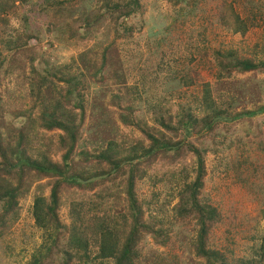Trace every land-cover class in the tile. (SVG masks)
Here are the masks:
<instances>
[{
	"label": "rangeland",
	"instance_id": "374dc122",
	"mask_svg": "<svg viewBox=\"0 0 264 264\" xmlns=\"http://www.w3.org/2000/svg\"><path fill=\"white\" fill-rule=\"evenodd\" d=\"M47 1L32 0L26 5L14 3L15 7L7 17V26L0 23V58L4 57V62L0 63L2 108L17 112L32 105L26 83L21 85L14 79L22 69L13 68L6 72L11 57L3 47L11 33L24 38L28 32L39 37V42L32 40L29 44H34L37 50L43 48L39 54L44 53L52 72L59 70L76 75L78 79L85 76L90 84L89 76L99 74L95 65L103 55L108 69L109 64L113 67L119 65V74L126 79L127 87H137L141 99L146 100L149 106L142 102L143 107L139 108L132 104L130 97L117 98L112 93L117 88L105 87L101 80L93 86L85 82L81 93L85 125L77 142L78 149L89 150L105 137L101 134L102 128L97 126L99 123L95 119L98 118L103 121L111 118L121 131L125 126L123 121L138 122L141 116L145 119L142 123L153 126L151 106L158 102L160 107L167 103L172 106L165 119L173 117L174 112L181 109L202 117L205 87L209 88L210 98L215 104L232 115L264 105V100H260L264 75L260 71L234 75L231 79L218 78L219 68L214 63L218 51L224 54L228 49L241 58L264 59V0H184L179 4H173L172 0H139L141 13L128 24L131 26L128 33L131 34L115 37L113 30L105 24L95 26L97 28L88 33L85 27L76 26L79 35L87 34L83 38L69 36L63 23L60 24L61 30L56 28L55 21L60 18H55ZM67 2H72L77 11H81L83 5L95 7V0ZM0 3L11 4L9 0H0ZM223 4L247 23L245 34L233 33L231 28L220 23L218 15ZM24 17L29 20L28 24ZM20 59L24 63V73L29 74V60ZM106 75H109L107 69ZM53 88L47 86L42 91L46 97L56 96L58 90ZM6 119L11 121L12 116ZM38 131L35 139L45 135L56 141L59 134L57 130L46 133L39 128ZM122 132L126 134L123 141L126 144L133 142L132 137L141 135L132 125ZM167 137L198 147L203 152L206 172L200 195L220 213V221L208 233L210 247L222 251L230 261L250 257L251 245L264 235V112L252 117L244 115L229 124L219 121L208 133L194 132L185 136L182 130H178L167 133ZM165 163L168 168L174 164L177 169L183 164L188 172L192 154L182 149L175 159L166 157ZM158 179L147 173L136 182L135 192L140 203L151 199L150 210L144 219L150 215L160 221V226L168 229L169 239L165 244L154 243L153 236L146 235L141 262L137 264H197L189 251V240L195 235V220L191 216L177 218L174 212L183 181L179 174L173 177L172 182H157ZM45 182L42 180L40 185L45 186ZM35 187L36 184L27 197L20 200L18 220L12 224L7 222L11 225L0 236V264H25L41 245L50 244L45 232L38 229L33 221ZM43 195H49L48 187H43ZM65 196L63 193L60 198L58 214L60 222L68 225ZM63 243L64 238L60 236L55 249L60 251ZM55 253L56 250L51 251V254ZM94 264L100 263L96 261Z\"/></svg>",
	"mask_w": 264,
	"mask_h": 264
},
{
	"label": "trees",
	"instance_id": "16d2710c",
	"mask_svg": "<svg viewBox=\"0 0 264 264\" xmlns=\"http://www.w3.org/2000/svg\"><path fill=\"white\" fill-rule=\"evenodd\" d=\"M30 1L9 0L10 5L0 3V23L7 26V17L12 13L14 3L26 5ZM172 1L173 4H179L184 0ZM47 2L55 18H60L55 21L56 28L61 30L60 24L63 23L69 36L73 37L80 34L76 26L85 27L88 33L101 24L112 29L115 37L131 34L128 33L131 31L129 20L141 13L142 8L139 0H95L94 8L81 5V11H77L72 2L70 4L67 0ZM218 17L220 23L231 28L233 33L243 35L248 30L247 23L235 16L226 4L221 5ZM23 19L28 24L29 20ZM121 31L127 33L122 34ZM86 35L82 33L79 37ZM32 40L40 41L31 32L24 38L11 33L3 46L11 57L6 72L9 73L13 68L22 69L14 79L21 85L26 83V92L32 105L17 112L4 110L0 105V236L18 220L19 202L27 197L36 184L32 217L35 226L42 229L50 241L46 246L41 245L25 264H94L96 261L100 264L140 263L146 235H152L154 243L165 244L169 239V231L160 226V221L150 215L144 219L150 210L151 199L140 203L135 184L147 173L159 178L157 182H172L175 175H180L183 187H180L174 212L177 218L191 216L195 220V235L189 240V251L197 264H264V235L251 245L248 258L230 261L222 251L210 247L208 233L220 221V213L200 195L206 172L203 152L198 147L167 137V133H176L178 130H182L185 136L194 132L208 133L219 121L229 124L244 115L252 117L263 113L264 105L232 115L215 104L210 98L209 88L205 87L202 117L181 109L175 111L173 117L165 119V114H169L172 106L167 103L160 107L158 102L151 106L153 126L142 123L144 116L138 122L130 119L123 121L124 129L132 125L141 133L140 136L132 137L133 142L130 144L123 143L126 136L122 132L124 129L121 131L116 128L111 118L109 121L98 118L95 119L99 123L97 126L102 128L101 134L105 137L89 150L78 149L77 142L85 125L81 93L87 80L85 76L78 79L76 75L59 70L52 72L44 53L39 54L43 48L34 49L36 46L29 44ZM218 52V57L214 59L219 68L218 78L231 79L234 75L255 70L264 75V59L254 61L241 58L231 49L224 54ZM21 57L30 62L29 74L24 73ZM3 58H0V63L4 62ZM100 58L98 65H95L99 74L90 75L89 81L92 80V83H87L93 86V83L101 80L105 87L111 85L117 88L115 92L112 91L117 98L130 97L135 107L142 108V102L148 106L147 101L141 99L137 87H127L126 79L119 74L120 66L109 64L108 69L103 55ZM106 69L109 75H106ZM184 81L187 82V79ZM47 86L58 90L56 96L44 95L42 89ZM263 91L260 100H264ZM1 99L0 96V103ZM101 105L105 106L104 103ZM10 116L11 121L6 119ZM88 126H91L90 122ZM39 128L46 133L59 131L57 140L45 135L35 139ZM128 138L131 140V137ZM182 149L192 154L188 172L183 164L177 169L174 164L168 168L165 163L166 157L175 159ZM42 180H46L45 186L40 185ZM43 187L49 188L47 197L43 195ZM63 193L68 203V225L60 222L58 214ZM60 236L64 238V243L59 251L55 248ZM52 250H56L55 255L51 254Z\"/></svg>",
	"mask_w": 264,
	"mask_h": 264
}]
</instances>
